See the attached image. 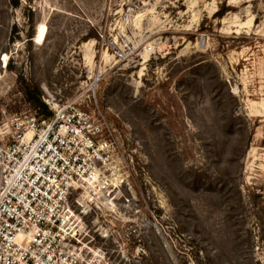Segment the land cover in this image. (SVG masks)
Here are the masks:
<instances>
[{"label": "rangeland", "instance_id": "obj_1", "mask_svg": "<svg viewBox=\"0 0 264 264\" xmlns=\"http://www.w3.org/2000/svg\"><path fill=\"white\" fill-rule=\"evenodd\" d=\"M28 83L105 119L91 264H264V0H0V122Z\"/></svg>", "mask_w": 264, "mask_h": 264}, {"label": "built area", "instance_id": "obj_2", "mask_svg": "<svg viewBox=\"0 0 264 264\" xmlns=\"http://www.w3.org/2000/svg\"><path fill=\"white\" fill-rule=\"evenodd\" d=\"M76 100L0 122V264H91L80 227L110 185L112 143Z\"/></svg>", "mask_w": 264, "mask_h": 264}, {"label": "trees", "instance_id": "obj_3", "mask_svg": "<svg viewBox=\"0 0 264 264\" xmlns=\"http://www.w3.org/2000/svg\"><path fill=\"white\" fill-rule=\"evenodd\" d=\"M213 64H214L216 71H217L216 80H217L218 84L225 87L228 95L233 100H235L236 97L233 96L232 92L230 91L229 87L227 86L226 81H224L221 78L217 64L216 63H213ZM8 67L10 70L15 69V66L13 65L12 61H10L8 63ZM18 77H20L19 79H21L22 75L18 74ZM24 91H25L26 96L28 97V99L32 103L34 110L37 112V115L39 117L47 118L50 115H52L53 111L50 109L49 105L43 100L42 93H41L40 89L35 84L28 83L25 86ZM230 118H231L230 119L231 122L236 121V120H246V122H248L247 117L242 113H238V111L231 113Z\"/></svg>", "mask_w": 264, "mask_h": 264}]
</instances>
